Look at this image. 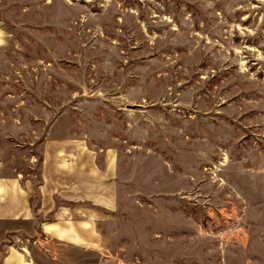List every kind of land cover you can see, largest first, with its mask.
Segmentation results:
<instances>
[{"label":"rangeland","instance_id":"1","mask_svg":"<svg viewBox=\"0 0 264 264\" xmlns=\"http://www.w3.org/2000/svg\"><path fill=\"white\" fill-rule=\"evenodd\" d=\"M66 140L118 205L63 262L264 264V0H0V177Z\"/></svg>","mask_w":264,"mask_h":264},{"label":"crops","instance_id":"2","mask_svg":"<svg viewBox=\"0 0 264 264\" xmlns=\"http://www.w3.org/2000/svg\"><path fill=\"white\" fill-rule=\"evenodd\" d=\"M57 144L42 149L37 185L21 175L0 177V244L13 231L36 243L33 252L9 248L0 264H67L63 249L98 246L95 222L117 209L113 161L99 167L88 148Z\"/></svg>","mask_w":264,"mask_h":264}]
</instances>
